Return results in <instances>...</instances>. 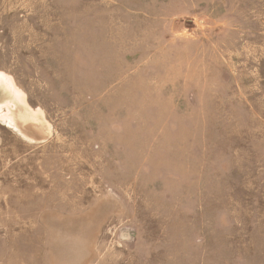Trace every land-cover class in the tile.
<instances>
[{"label":"rangeland","instance_id":"obj_1","mask_svg":"<svg viewBox=\"0 0 264 264\" xmlns=\"http://www.w3.org/2000/svg\"><path fill=\"white\" fill-rule=\"evenodd\" d=\"M0 73V264H264V0H0Z\"/></svg>","mask_w":264,"mask_h":264},{"label":"bare ground","instance_id":"obj_2","mask_svg":"<svg viewBox=\"0 0 264 264\" xmlns=\"http://www.w3.org/2000/svg\"><path fill=\"white\" fill-rule=\"evenodd\" d=\"M15 84L14 82L9 79L8 75L4 73H0V92H2L3 96L0 97V108L2 107V104L4 105L7 103L5 106H9L8 104L11 105V103L16 104V110H13L9 108V110L12 112L14 115L13 117L8 116V124L14 129L20 130L19 122L22 120L24 123L22 126L26 128V130H30L32 128L36 129V125H38V122H36L35 119L30 117L29 114L26 113L24 109H22V104L20 103V94L16 92L15 90ZM17 88V87H16ZM28 105V104H27ZM3 106V107H5ZM2 107V108H3ZM31 110V109H30ZM26 122V123H25ZM21 125V122H20ZM22 129V128H21Z\"/></svg>","mask_w":264,"mask_h":264},{"label":"water","instance_id":"obj_3","mask_svg":"<svg viewBox=\"0 0 264 264\" xmlns=\"http://www.w3.org/2000/svg\"><path fill=\"white\" fill-rule=\"evenodd\" d=\"M25 134H27V136H31V138L34 139V141H43L45 139V136L42 135V133L38 132V133H34L31 130H24Z\"/></svg>","mask_w":264,"mask_h":264}]
</instances>
